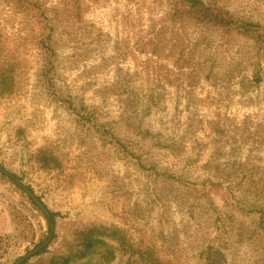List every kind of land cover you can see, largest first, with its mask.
<instances>
[{"label":"rangeland","instance_id":"1","mask_svg":"<svg viewBox=\"0 0 264 264\" xmlns=\"http://www.w3.org/2000/svg\"><path fill=\"white\" fill-rule=\"evenodd\" d=\"M43 1L58 27L62 88L82 95L127 147L53 98L30 42L33 23L0 0V80L11 78L0 81V165L58 213L49 235L29 195L0 179V264L51 235L50 251L65 253L66 240L96 225L125 230L127 247L101 235L104 243L71 264H102L110 248L104 264H142L130 244L171 264H264V196L244 193L238 183L251 178L232 172L238 163L264 167L256 134L264 133V83L253 76L264 48L172 20L174 0ZM214 1L264 23V0ZM2 63L16 66L6 72Z\"/></svg>","mask_w":264,"mask_h":264},{"label":"trees","instance_id":"2","mask_svg":"<svg viewBox=\"0 0 264 264\" xmlns=\"http://www.w3.org/2000/svg\"><path fill=\"white\" fill-rule=\"evenodd\" d=\"M175 4L171 8L170 16L172 20L180 21L183 23L191 22L196 26L205 29H215L222 33L223 36L229 37L233 34L246 37L252 40L253 44L261 50L264 48V23L255 20L251 16L241 15L236 13L218 3L214 0H174ZM25 15L29 16L33 23L32 35H30L33 47L37 49L40 60V72L43 83L48 88L53 98L60 103L66 104L70 110H72L79 120L83 124H89L97 129L102 136L103 140L108 143H112L119 148L127 147L126 139L119 137L108 129L98 117L96 109L89 107L84 97L79 94H74L69 89L66 91L62 88L61 79L59 78L60 71V55L57 45V25L53 16V10H51L45 1L43 0H13ZM24 43L28 41L27 37H23ZM3 50V41L0 39V52ZM2 53L0 54V56ZM3 66H9V69L15 67V63H2ZM1 67V66H0ZM253 76L257 85L264 83V65L262 62H255ZM11 80L10 77H1V82L7 85V82ZM65 89V91L63 90ZM138 102V98L137 101ZM257 138H264L262 126L256 130ZM53 158V155L48 157V162ZM242 168L246 175H242V178H251V181L242 180L238 183L240 190L244 193H249L254 198L264 196V179H257V174L264 173V167L259 164L238 163L234 165L232 172L238 171ZM18 180L22 178L13 173ZM0 179L6 180L16 184L24 193L25 190L17 183L15 179L9 177L5 173L0 171ZM28 188L34 191L33 187L27 184ZM35 192V191H34ZM236 195V194H235ZM29 200L36 209L41 211L47 220L49 226V235L54 232V226L56 224L58 213L51 211V215H47L35 202V200L29 195ZM42 199L40 196H38ZM101 235L112 237L117 239L123 248L127 247L128 239L125 230L121 228H110L103 225H96L90 227L86 231L82 232L80 236L73 240H66L67 251L65 253H52L48 246L44 247L36 256H41L42 261L37 264H71L76 260L88 258L93 253L98 244L105 241L101 238ZM55 237V234L53 235ZM49 237V236H48ZM47 237V239H48ZM130 252L139 254V260L142 264H171L169 260L162 259L156 251L152 249L140 250L139 247L135 248L130 244ZM46 253H50V257L47 259L44 257ZM107 255L100 261L104 262L114 258L115 253L110 248L107 251ZM30 260L25 261L23 264H28ZM99 264V263H98Z\"/></svg>","mask_w":264,"mask_h":264},{"label":"water","instance_id":"3","mask_svg":"<svg viewBox=\"0 0 264 264\" xmlns=\"http://www.w3.org/2000/svg\"><path fill=\"white\" fill-rule=\"evenodd\" d=\"M0 171L5 173L6 175H8L9 177H12L13 179H15L17 181V183L19 185L22 186V188L25 190V192L30 195L35 202L37 203V205L47 214V215H51L50 210L48 209V207L45 205V203L38 197V195H36V193H34L32 190H30L28 188L27 185H25L22 181L18 180L15 175L13 173H11L10 171H8L7 169H5L4 167H2L0 165ZM55 229V226L53 227ZM53 234V233H52ZM52 239V235L49 237V239L43 244L40 245L39 247L33 249L32 251H30L29 253L23 255L22 257H20L15 264H23L25 261H27L30 257L38 254L41 250L44 249V247H46L47 245H49L50 241Z\"/></svg>","mask_w":264,"mask_h":264}]
</instances>
